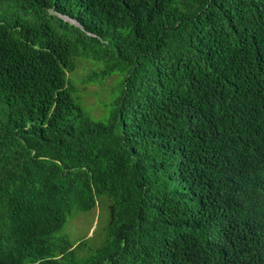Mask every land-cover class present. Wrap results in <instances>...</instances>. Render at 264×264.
<instances>
[{
	"label": "trees",
	"instance_id": "trees-1",
	"mask_svg": "<svg viewBox=\"0 0 264 264\" xmlns=\"http://www.w3.org/2000/svg\"><path fill=\"white\" fill-rule=\"evenodd\" d=\"M80 51L123 75L106 121ZM0 264H264V0H0Z\"/></svg>",
	"mask_w": 264,
	"mask_h": 264
},
{
	"label": "rangeland",
	"instance_id": "rangeland-1",
	"mask_svg": "<svg viewBox=\"0 0 264 264\" xmlns=\"http://www.w3.org/2000/svg\"><path fill=\"white\" fill-rule=\"evenodd\" d=\"M75 69L69 80L75 86L74 96L95 121H106L120 94L123 75L115 72L104 77L94 76L103 68V63L87 58L80 51L75 59ZM95 208L82 211L75 209L68 217L65 227L56 236H65L71 243H84L83 255L96 251L107 238L110 217V199L99 195Z\"/></svg>",
	"mask_w": 264,
	"mask_h": 264
},
{
	"label": "water",
	"instance_id": "water-1",
	"mask_svg": "<svg viewBox=\"0 0 264 264\" xmlns=\"http://www.w3.org/2000/svg\"><path fill=\"white\" fill-rule=\"evenodd\" d=\"M66 19H69L70 21H72L73 23H77L75 20L70 19L69 17L65 16Z\"/></svg>",
	"mask_w": 264,
	"mask_h": 264
}]
</instances>
